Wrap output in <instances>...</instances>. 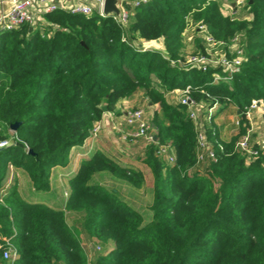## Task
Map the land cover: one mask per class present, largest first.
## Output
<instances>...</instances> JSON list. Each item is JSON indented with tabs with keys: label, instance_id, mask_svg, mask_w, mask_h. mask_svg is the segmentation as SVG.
I'll return each mask as SVG.
<instances>
[{
	"label": "trees",
	"instance_id": "trees-1",
	"mask_svg": "<svg viewBox=\"0 0 264 264\" xmlns=\"http://www.w3.org/2000/svg\"><path fill=\"white\" fill-rule=\"evenodd\" d=\"M234 1L151 0L131 8L126 24L53 11L43 31L24 24L0 34V140H7L0 147V242L10 238L19 251L14 261L0 251V264H264V154L249 160L236 148L238 134L224 138L202 114L215 159L199 160L201 127L190 105L171 95L191 85L195 103L207 109L218 102L220 111L264 98V0H247L228 16L223 5ZM189 19L216 39L239 36L245 59L231 82L213 85L219 69L185 65ZM141 39H163L166 52L143 50ZM197 47L193 54L205 53L201 40ZM136 95L152 109L155 139L140 149L154 182L150 220L102 183L108 174L141 187L144 170L101 151L69 173L71 193L59 206L27 200L16 184L6 188L15 181L12 164L35 190L50 191L53 169L68 167L104 106ZM163 144L173 147L174 164L158 154ZM82 239L95 244L92 253Z\"/></svg>",
	"mask_w": 264,
	"mask_h": 264
},
{
	"label": "built area",
	"instance_id": "built-area-1",
	"mask_svg": "<svg viewBox=\"0 0 264 264\" xmlns=\"http://www.w3.org/2000/svg\"><path fill=\"white\" fill-rule=\"evenodd\" d=\"M151 0H119L118 7L120 14H109L121 24H126L129 18V11L131 8L139 7L149 3ZM238 8H234L233 3L226 5L233 9L235 14L238 9L243 8L246 5L247 0H235ZM106 0H8V6L4 9H0V34L6 31H12L20 26L27 24L31 28H38L44 30L48 25L46 19L41 20L37 15L32 12V5H40L42 7V13H48L53 11H63L72 15L79 16H92L97 15L100 17H106L104 13V6ZM226 14V13H225ZM199 29L204 31L203 40L205 53L192 54L191 57H187L185 61L186 66L196 67L201 71H208L211 69H219L220 72L213 73L212 84L216 85L220 82H231L234 75L240 73L242 70L243 62L245 59V50L241 45L239 36L236 35L229 41L216 39L209 31L206 24H198ZM149 49V47H148ZM143 50H147L143 47ZM234 54V57L230 58L228 55ZM191 85H187L184 89H179L181 96L177 98L181 103L190 105V116L195 121L198 127L203 126L202 114L204 119L209 124H214L216 117L224 115L225 110L220 111L221 105L218 102L213 103L210 107L205 109L201 105H198L190 97ZM234 105V104H231ZM231 105L229 107H231ZM238 111L234 116L231 125L238 134L236 142V148L240 150L249 160H253L259 155L264 154V132L259 136H255V126L257 115L264 118V98L253 99L250 104L244 107V109H238L236 105L232 106ZM244 117V120L242 119ZM124 120L126 125L130 128L127 132L130 142H135L138 139H144L145 142H151L155 139V136L151 133V122L149 116L144 108H136L127 110L124 113ZM243 121H246L243 123ZM246 127V130L241 133V128ZM100 125H96L92 130L90 137L85 141H93L98 137L100 132ZM199 143L202 151L199 154V160H203L205 156L215 159L214 150L207 148L206 137L201 127L199 134ZM84 145H87L85 144ZM7 142L0 143V146L6 145ZM206 151V152H205ZM158 154L163 156L170 164L176 162V155L173 147L170 144H163L159 146ZM13 171V165H10ZM72 173V172H70ZM11 182V180H9ZM8 182V183H9ZM4 242H0V251L4 259H10L14 261L19 258V251L11 242L10 238H5ZM7 245V248H4Z\"/></svg>",
	"mask_w": 264,
	"mask_h": 264
},
{
	"label": "rangeland",
	"instance_id": "rangeland-1",
	"mask_svg": "<svg viewBox=\"0 0 264 264\" xmlns=\"http://www.w3.org/2000/svg\"><path fill=\"white\" fill-rule=\"evenodd\" d=\"M236 4H237L236 1H234L233 2V6H234L233 9L239 7ZM233 9H231L227 5L225 7H223V11L228 16L233 15L232 14L234 11ZM198 24H201V23L194 22L192 19L187 20V24H186L185 30L183 32V35H182V38H183V40H182V42H183L182 53L185 54L186 57H191L194 50H196V49L199 50V48L197 47V44H198V42H200V40H201V43L204 44V40H203L204 31L199 29ZM150 41H152V43H151L152 46L150 44H149L150 46L147 45L148 42H150ZM137 42L140 44V46L142 48L145 47L147 50L149 47V50H151V51L157 50V51H160L162 53L166 52L163 39H159V40L141 39V40H138ZM228 56L230 58H232V57H234V54H229ZM171 95L174 99H176V98H179L181 96V92L179 89H176V90H173L171 92ZM124 99H129V98H124ZM124 99L120 100L119 102L123 101ZM147 101H148L147 99H142V102L140 104L138 103V101H136L135 104L131 103V104L127 105L126 110L122 109L121 107L120 108L115 107V109L110 108L109 110H107L106 106H104V113L101 116V118L94 123L93 128L91 129V132L96 125L101 126L100 132H101V130H103L105 128V126L102 122V119L104 118V115L105 114L107 115L108 113H115L116 115L118 113V115H123L124 111L122 112V110L127 111V110L136 109V108H144L148 114V111L151 112L152 109H149V107L147 105ZM232 106H234V105H231L230 108H227L225 110L226 111L225 113H227V114L224 115L225 120L223 119L224 121H228V123L226 122V125H227L226 131L224 132L226 137H229L230 134L232 135V133H235V130L231 125L232 119H233L234 114H235V110ZM156 107H159V105L157 104L156 106H154V108H156ZM148 116L150 118V113L148 114ZM217 120H218V122L220 121L219 118ZM223 120H221L220 122H223ZM261 131L262 130H260V132ZM100 132H99V134H100ZM127 132L124 134V136L129 143H132L128 139ZM0 133H1V127H0ZM99 134H98V136H99ZM258 134L259 133H256L255 136H258ZM115 137H117V134H115ZM114 138L112 140H114ZM137 141H140V139H138ZM2 142H7V140H0V143H2ZM0 147H3V146H0ZM134 149H135V147H134ZM134 149H132V150L134 151ZM72 157H74L73 154H71V158ZM10 165H12V164H10ZM78 167L75 168V171L72 172L73 175L77 173ZM143 167L145 169V171H144L145 181L141 187H136V186H134V185H132L126 181L113 178L112 176H110L108 174H106V176L102 179V183H104L107 188L118 189L120 191L121 197L125 201H127L131 205H133L136 209L140 210L143 213L145 220L148 221V220H150V218L152 216L151 204H152V199H153V184H154V182H153V176H152L151 171L149 169H147L145 166H143ZM67 168L68 167H64L63 170H60V172L58 174L60 179L57 180L58 182L56 185L57 186L56 190H57V192L62 193V198H63L64 202H66V200L68 199V197L70 196V193H71V188H70V185L68 182V175L71 172V170L69 171V169H67ZM13 171L15 174V178H14L15 181L7 183L6 188H9L11 185L16 184V185H18L19 190H22L24 193L29 194L28 191H31L33 188L31 182L27 179V177L25 176V174L21 170L18 172L14 168ZM15 172H17V173H15ZM66 172H67V174H66ZM97 178L100 179V177H97ZM53 189H55V188H53ZM73 219H74L73 217L68 215V221L69 222H72ZM82 240H83L82 245H83L85 251H87L88 253H92V251L95 248V244H93V243L87 244V243H85L84 239H82ZM97 244H99V243H97Z\"/></svg>",
	"mask_w": 264,
	"mask_h": 264
},
{
	"label": "crops",
	"instance_id": "crops-1",
	"mask_svg": "<svg viewBox=\"0 0 264 264\" xmlns=\"http://www.w3.org/2000/svg\"><path fill=\"white\" fill-rule=\"evenodd\" d=\"M21 1H27V0H21ZM7 6H8V0H0V9H4ZM32 12L35 15H37L41 20L46 19L45 13H42V7L40 5L38 6L36 4H33ZM151 43L152 41L148 42L147 45L149 44L151 45ZM136 101H138V103L140 104L142 102V95H136L132 98L124 99L123 101L119 102L116 107L117 108L121 107L122 109L126 110L127 105L131 103L135 104ZM125 110H122V112L124 111L123 115H118V113L117 115L115 113H108L107 115L106 114L104 115L102 122L105 128L101 130L99 136L96 139H94L93 141H89V143H85L87 145H82L80 147L73 148L71 154H73L74 157L71 158L70 164L68 165L67 169L71 170L72 172L75 171V168L79 166V163L83 158H89L93 155L95 151H101L109 156L114 157L122 165L138 167L145 171L143 167L145 166V164L143 163L140 157L142 154L140 149L143 146V144H145V141L144 139H140V141L136 140L135 142L129 143L125 138L124 134L130 129L126 125V122L124 120V113L126 112ZM237 113L238 111L235 110L234 116L237 115ZM226 114L227 113H225L224 115ZM224 115L221 116L218 115V117H216L214 121V124L219 127V131L222 132V135L224 136V138H226L224 132L226 131V126H227L226 122L228 123V121H224L225 120ZM218 118L220 119V121L224 119L223 122L220 121L218 122L217 120ZM256 120L257 121L255 126V134L259 133L258 134L259 136L261 133L264 132V118H261L259 115H257ZM260 130L262 131L260 132ZM115 134H117V137H115ZM113 138L114 140H112ZM132 149H134V151ZM146 168L148 169V167ZM63 169L64 167H56L55 169H53L51 176L50 191L48 192L37 191L32 186L33 187L32 190L28 191L29 194L24 193L22 190H20V192L24 195V197L27 200L32 202H44L50 206H55V207L61 205L62 203H64V200L62 198V193L57 192L56 185L58 182L57 180L60 179L58 174L60 170ZM70 175H73V173H71Z\"/></svg>",
	"mask_w": 264,
	"mask_h": 264
},
{
	"label": "water",
	"instance_id": "water-1",
	"mask_svg": "<svg viewBox=\"0 0 264 264\" xmlns=\"http://www.w3.org/2000/svg\"><path fill=\"white\" fill-rule=\"evenodd\" d=\"M118 2H119V0H106L105 6H104V13L106 15H109L111 13H115V14L119 15L120 9L118 7ZM20 124H21V122H19V121L11 123L10 124L11 131H16ZM18 144L22 145L21 143H18ZM28 153L34 154L32 149H28Z\"/></svg>",
	"mask_w": 264,
	"mask_h": 264
}]
</instances>
